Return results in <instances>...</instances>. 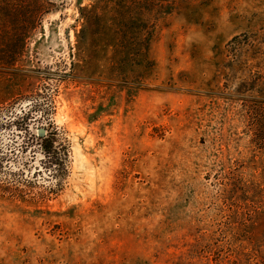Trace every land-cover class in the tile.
<instances>
[{
    "label": "rangeland",
    "instance_id": "rangeland-1",
    "mask_svg": "<svg viewBox=\"0 0 264 264\" xmlns=\"http://www.w3.org/2000/svg\"><path fill=\"white\" fill-rule=\"evenodd\" d=\"M20 116L0 264H264V0H0Z\"/></svg>",
    "mask_w": 264,
    "mask_h": 264
},
{
    "label": "trees",
    "instance_id": "trees-1",
    "mask_svg": "<svg viewBox=\"0 0 264 264\" xmlns=\"http://www.w3.org/2000/svg\"><path fill=\"white\" fill-rule=\"evenodd\" d=\"M21 122H22L21 116L18 117V119H14V120L10 118V119H7L6 121H2V123L0 124V128L4 126H11L14 124H16L17 126H20ZM29 133L31 135L30 140L32 139L34 142L41 144L46 157H49V162L53 163V133L48 136L47 135L40 136L39 133L37 134L31 131ZM30 140L23 141V144L21 145L22 152L27 150V148L30 145ZM9 150H11L10 152H14L15 148H13L10 145ZM10 152H7L5 155H2V157H0V173H1L0 174V192L11 193L13 195H22L25 192V187L29 186V184H32V181H33L32 171L27 175V171L24 170L21 166L14 167L15 163L16 164H20V163L16 161L15 159H13L14 157L10 156ZM36 158H37L36 155L33 156L32 166H35ZM12 160L16 161L14 165H12L13 163ZM23 162H24V166L26 167L31 165L29 164V162H25V161ZM36 170H37V167H36ZM2 173L4 174L5 177H2ZM36 173L37 171H35L33 174L36 175Z\"/></svg>",
    "mask_w": 264,
    "mask_h": 264
},
{
    "label": "water",
    "instance_id": "water-1",
    "mask_svg": "<svg viewBox=\"0 0 264 264\" xmlns=\"http://www.w3.org/2000/svg\"><path fill=\"white\" fill-rule=\"evenodd\" d=\"M38 133H39L40 136H44V135H46V129L45 128H40L38 130Z\"/></svg>",
    "mask_w": 264,
    "mask_h": 264
}]
</instances>
